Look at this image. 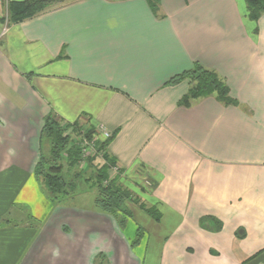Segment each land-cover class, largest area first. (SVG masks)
I'll return each mask as SVG.
<instances>
[{
    "label": "crops",
    "instance_id": "0c3cea01",
    "mask_svg": "<svg viewBox=\"0 0 264 264\" xmlns=\"http://www.w3.org/2000/svg\"><path fill=\"white\" fill-rule=\"evenodd\" d=\"M22 1L0 0V264H264V15L245 0H71L11 24ZM197 63L235 103L182 104L190 82H169ZM50 115L112 134L125 189L145 178L160 212L146 247L123 230L130 208L49 199L35 170Z\"/></svg>",
    "mask_w": 264,
    "mask_h": 264
},
{
    "label": "trees",
    "instance_id": "16d2710c",
    "mask_svg": "<svg viewBox=\"0 0 264 264\" xmlns=\"http://www.w3.org/2000/svg\"><path fill=\"white\" fill-rule=\"evenodd\" d=\"M247 4L248 18L256 22L264 15V0H245ZM69 1L67 0H25L22 2H9L7 13L9 22L17 24L26 19L35 17L36 15L59 8ZM153 10H156L158 0H149ZM183 80L190 82V90L187 96L182 100V104L189 106L190 101L209 96H215L217 100L224 104H232L235 101L230 96V91L226 82L214 71L204 68L200 64L181 75L171 79L169 83H176ZM82 137L87 141H94L93 135L97 140V130L91 126L86 129V126L80 123L63 124L61 120L54 115H50L45 119L42 136L43 139L50 143V156H42L37 164L35 174L38 177H43L49 187L50 195L53 201L60 203L57 194L63 193L65 196L68 192L65 188L69 186L65 177L62 175L63 165L61 160L63 154L66 153L70 162L69 168L74 166L81 160L80 149L72 144V136ZM95 140V141H96ZM111 139L98 140L97 152L103 155V164L96 168L95 185L92 187L97 192L95 199V206L103 213L113 216L123 214L126 217H131V213L126 208V203L130 200V192L125 189L118 181V175L122 173L121 170L117 176H111V170L117 167V162L107 152V147ZM50 162V166L48 163ZM93 162V161H91ZM92 181V180H87ZM74 185L73 183L71 184ZM69 194V193H68ZM63 196V198H64ZM138 206L153 216L156 221H159L160 214L155 208H146L145 205L138 204Z\"/></svg>",
    "mask_w": 264,
    "mask_h": 264
},
{
    "label": "rangeland",
    "instance_id": "374dc122",
    "mask_svg": "<svg viewBox=\"0 0 264 264\" xmlns=\"http://www.w3.org/2000/svg\"><path fill=\"white\" fill-rule=\"evenodd\" d=\"M89 127L91 128V126H86V129H89ZM72 138V144L77 146L81 151V160L74 166V168H69L70 160L66 153L63 154V159L60 162L63 165L62 175L65 177L67 183L69 184V186L65 188V191L69 194L67 193L64 196L63 193H61L57 194V197H59V200L62 201L67 197H71L74 195L78 196L82 194L80 198L76 200V202L81 204L85 203L84 205H88L89 203H92L97 196V192L92 186L95 185L94 183L96 181V168L100 167V165L103 164V155L97 152V141L99 140V138H97L96 140V137L93 135V142L87 141L82 137L80 138L76 135L72 136ZM86 141L88 142L87 144ZM45 142L46 144H50L48 141ZM47 146L48 145L45 146V149H47ZM50 149L51 146L49 147V154L47 157L50 156ZM48 166H50V162L48 163ZM113 171L115 172V168H113ZM87 180L92 181L90 182ZM40 182L43 188L47 190L49 195V187L42 176L40 177ZM72 183L74 184L73 186L71 185ZM128 183L129 185H126L132 192L129 191L131 197L130 200L126 203V208L134 210V216L130 219V223L126 222L125 226H123V230L125 232H127V230H132L133 246L137 247L140 243H142V245H140L142 246V248H144L146 247V242L150 240V237L154 236L155 231L154 228L151 227V225L154 226L153 224L157 223V221L153 216L142 210L138 206V204L145 205L146 208H151L152 203L149 201V196L151 195L152 188L146 185V180L143 176H137L133 179H129ZM49 199L53 202V197H51V195H49ZM157 212L160 214L159 211Z\"/></svg>",
    "mask_w": 264,
    "mask_h": 264
},
{
    "label": "built area",
    "instance_id": "2783aa9c",
    "mask_svg": "<svg viewBox=\"0 0 264 264\" xmlns=\"http://www.w3.org/2000/svg\"><path fill=\"white\" fill-rule=\"evenodd\" d=\"M7 23V22H6ZM6 30V29H5ZM102 134H103V139H105V140H109V139H111V136H112V134H110L109 132H107V131H104V132H102ZM88 142L86 141V144H87ZM115 171H117V168H115Z\"/></svg>",
    "mask_w": 264,
    "mask_h": 264
}]
</instances>
